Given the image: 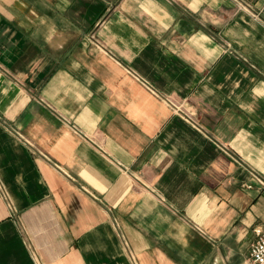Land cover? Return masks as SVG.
I'll use <instances>...</instances> for the list:
<instances>
[{"label":"crops","instance_id":"obj_1","mask_svg":"<svg viewBox=\"0 0 264 264\" xmlns=\"http://www.w3.org/2000/svg\"><path fill=\"white\" fill-rule=\"evenodd\" d=\"M258 230L264 0H0V264H254Z\"/></svg>","mask_w":264,"mask_h":264},{"label":"built area","instance_id":"obj_2","mask_svg":"<svg viewBox=\"0 0 264 264\" xmlns=\"http://www.w3.org/2000/svg\"><path fill=\"white\" fill-rule=\"evenodd\" d=\"M168 103L177 111L184 113L190 119H193L192 114L184 111L182 104H177L171 100ZM257 239L251 245V258L254 264H264V232L257 231Z\"/></svg>","mask_w":264,"mask_h":264}]
</instances>
